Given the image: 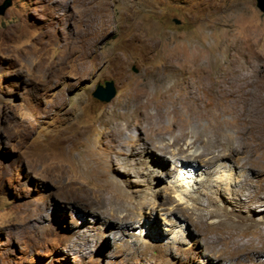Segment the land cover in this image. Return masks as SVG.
Listing matches in <instances>:
<instances>
[{
    "label": "rangeland",
    "instance_id": "obj_1",
    "mask_svg": "<svg viewBox=\"0 0 264 264\" xmlns=\"http://www.w3.org/2000/svg\"><path fill=\"white\" fill-rule=\"evenodd\" d=\"M10 1L0 264H264L256 2Z\"/></svg>",
    "mask_w": 264,
    "mask_h": 264
},
{
    "label": "water",
    "instance_id": "obj_2",
    "mask_svg": "<svg viewBox=\"0 0 264 264\" xmlns=\"http://www.w3.org/2000/svg\"><path fill=\"white\" fill-rule=\"evenodd\" d=\"M256 2V7L260 12L264 13V0H253ZM11 5L10 0H5L0 5V16L4 15L7 8ZM175 23H179L175 21ZM116 93L114 83L112 81H106L104 84L96 85L94 91L92 92V97L99 102L108 103L110 102Z\"/></svg>",
    "mask_w": 264,
    "mask_h": 264
},
{
    "label": "bare ground",
    "instance_id": "obj_3",
    "mask_svg": "<svg viewBox=\"0 0 264 264\" xmlns=\"http://www.w3.org/2000/svg\"><path fill=\"white\" fill-rule=\"evenodd\" d=\"M158 120H159V119H158ZM160 125H161V124H160ZM160 125H159V126H160ZM157 126H158V125H157ZM157 126H156V127H157ZM170 126H171V125H170ZM156 127H155V128H156ZM161 127H162V126H161ZM159 130H160V129H159ZM182 130H183V129H182ZM185 134H186V133H185ZM181 135H182V134H181ZM178 137H179V136H178ZM197 137H198V136H197ZM197 137H196V138H197ZM186 138H187V137H186ZM186 138H185V139H186ZM173 139H174V138H173ZM180 139H181V138H180ZM191 139H192V138H191ZM194 141H195V140H194ZM182 145H183V144H182ZM163 146H164V145H163ZM193 146H194V145H193ZM166 147H168V146H166ZM191 147H192V146H191ZM191 147H190V148H191ZM188 148H189V147H187V150H188ZM165 150H166V149H165ZM168 151H169V150H168ZM178 152H180V151H178ZM185 152H186V151H185ZM166 153H167V151H166ZM174 153H175V152H174ZM207 155H208V154H207ZM189 156H190V155H189ZM200 157H201V156H200ZM205 158H206V157H205ZM176 159H177V158H176ZM194 160H195V159H194ZM177 161H178V160H177ZM180 162H182V161H180ZM204 163H206V164H205L206 166H205V165H204V166L209 168V167L211 166V163H212V162H211L210 160H205ZM204 163H203V164H204ZM195 173H197L196 166H194L193 164H188V165H187L186 163H183V162H182V164H181V168H180V171H179L178 175H179V176L182 175V177H184V178H181L180 181H178V182H179V184L182 185V188H183V189H185L186 186H189V183L191 182V181H189V180H190L191 178H193V176H194ZM188 178H189V180H186V179H188ZM185 180H186V182H185ZM179 187H180V186H179ZM186 189H187V187H186Z\"/></svg>",
    "mask_w": 264,
    "mask_h": 264
}]
</instances>
